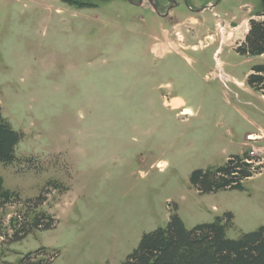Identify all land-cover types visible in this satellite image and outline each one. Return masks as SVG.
Returning a JSON list of instances; mask_svg holds the SVG:
<instances>
[{
	"label": "rangeland",
	"instance_id": "1",
	"mask_svg": "<svg viewBox=\"0 0 264 264\" xmlns=\"http://www.w3.org/2000/svg\"><path fill=\"white\" fill-rule=\"evenodd\" d=\"M132 1L0 0V107L23 132L0 161V264H123L173 213L190 229L231 213L232 239L264 225V139L247 136L264 130V96L248 83L264 55L205 37L264 0H211L216 16L194 11L209 0H174L175 21L198 15L205 29L199 48L167 55L161 28L173 22ZM244 152L262 168L242 189L192 182Z\"/></svg>",
	"mask_w": 264,
	"mask_h": 264
},
{
	"label": "trees",
	"instance_id": "2",
	"mask_svg": "<svg viewBox=\"0 0 264 264\" xmlns=\"http://www.w3.org/2000/svg\"><path fill=\"white\" fill-rule=\"evenodd\" d=\"M78 5L86 4L79 1ZM259 15L263 17L250 19L249 31L238 45V52L252 56L264 54V12ZM252 71L248 76L249 85L264 92V64L255 65ZM22 138L23 132L12 126L0 107V161L9 163L15 159L16 146ZM261 162L260 156L249 152L231 155L224 166L196 169L191 179L203 193L242 189L244 180L260 171ZM0 189V197H10V191ZM41 199L42 195L37 198ZM39 221L38 215L32 224L24 220L16 237L30 233L33 226L40 225ZM231 221L229 213L190 229L178 213H173L166 227H158L142 236L123 264H264V225L232 239L227 236Z\"/></svg>",
	"mask_w": 264,
	"mask_h": 264
},
{
	"label": "crops",
	"instance_id": "3",
	"mask_svg": "<svg viewBox=\"0 0 264 264\" xmlns=\"http://www.w3.org/2000/svg\"><path fill=\"white\" fill-rule=\"evenodd\" d=\"M150 2V1H149ZM154 3H148L146 5V1L135 3L132 1V3L139 4L141 6H145L147 8H150L153 13L156 15L162 16L164 19L171 21L172 25L170 28H161V32L164 34L166 32V55L169 54L171 51L182 53V50L190 49V50H196L199 48V43L194 42L195 36L198 34V32L204 31L205 26L201 21V18H199L198 15H189L185 19L181 21H175V8L177 5V2L173 0V4L166 6L165 11L162 13L161 9H156L155 4L158 3L156 0H153ZM215 5L211 0L207 1V3L203 6H200L198 9H193L197 14H202L205 11L211 10L216 16V10ZM159 7V6H157ZM192 7V6H190ZM264 12V9L260 12H253L251 11L248 15L244 16L243 19L239 22H226V21H220L219 19L216 22V33L212 32L211 30L205 35V37L208 40L215 39L218 35L225 38H232L237 40L236 45H240L244 40L245 37L249 31L250 28V19L251 18H262L263 16H260L259 14ZM174 19V20H173ZM175 21V22H174ZM196 34V35H195ZM179 37L177 38V36ZM157 37V36H156ZM160 39V37L158 36ZM181 40V41H180ZM153 50V49H152ZM264 55V54H263ZM259 91V90H258ZM261 94L264 96V92L260 91ZM264 98V97H263ZM174 102L176 104L170 103ZM166 105L168 107H171L175 110H179L178 113L183 115H189L191 112V108L187 106L185 101L179 97H171L169 99H166ZM260 132H248L247 136L252 137L256 141H259L261 139H264V130H261Z\"/></svg>",
	"mask_w": 264,
	"mask_h": 264
},
{
	"label": "water",
	"instance_id": "4",
	"mask_svg": "<svg viewBox=\"0 0 264 264\" xmlns=\"http://www.w3.org/2000/svg\"><path fill=\"white\" fill-rule=\"evenodd\" d=\"M143 1H144V0H139V2H141V3H142ZM150 1H151V3H154L153 0H150ZM154 6H155V8L157 9L156 4H155Z\"/></svg>",
	"mask_w": 264,
	"mask_h": 264
},
{
	"label": "flooded vegetation",
	"instance_id": "5",
	"mask_svg": "<svg viewBox=\"0 0 264 264\" xmlns=\"http://www.w3.org/2000/svg\"><path fill=\"white\" fill-rule=\"evenodd\" d=\"M156 1L158 2V3H157V4H158V6H160V0H156ZM160 9H161V8H160Z\"/></svg>",
	"mask_w": 264,
	"mask_h": 264
}]
</instances>
